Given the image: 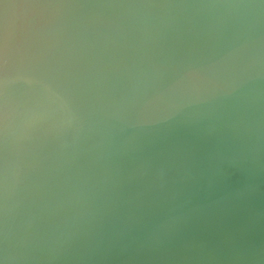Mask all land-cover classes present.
I'll return each instance as SVG.
<instances>
[{
    "label": "water",
    "instance_id": "obj_1",
    "mask_svg": "<svg viewBox=\"0 0 264 264\" xmlns=\"http://www.w3.org/2000/svg\"><path fill=\"white\" fill-rule=\"evenodd\" d=\"M0 264H264V0H0Z\"/></svg>",
    "mask_w": 264,
    "mask_h": 264
}]
</instances>
